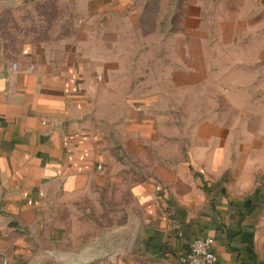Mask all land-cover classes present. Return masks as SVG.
<instances>
[{"label": "crops", "instance_id": "crops-1", "mask_svg": "<svg viewBox=\"0 0 264 264\" xmlns=\"http://www.w3.org/2000/svg\"><path fill=\"white\" fill-rule=\"evenodd\" d=\"M13 1L0 0V264H91L77 259L91 239L79 211L112 191L129 195L141 232L129 254L92 264H185L204 236L216 264H264V106L210 69L220 56L229 73L230 52L201 37L134 43L122 28L182 0H83L70 36L10 50ZM192 3L198 20L208 3L230 8ZM187 93H226L233 116L213 107L184 128L170 99Z\"/></svg>", "mask_w": 264, "mask_h": 264}, {"label": "rangeland", "instance_id": "rangeland-1", "mask_svg": "<svg viewBox=\"0 0 264 264\" xmlns=\"http://www.w3.org/2000/svg\"><path fill=\"white\" fill-rule=\"evenodd\" d=\"M192 1L171 2L163 11L157 3H152L144 17L123 25V29L131 30L127 40L134 43L146 40L177 43L183 36L191 41L201 37L211 44L212 49H218L215 50L216 55L218 51L221 55L230 52L229 73L226 65H220L222 60L218 61L217 58L220 56L215 57L218 65L215 63L210 69L215 73L223 68L222 76H230V89L249 94L246 100L248 106H264V0H230V8L223 7L220 11L208 3L204 9L206 13L199 20L194 16ZM84 8L83 0L13 1L4 8L1 19V25L7 29L4 37L10 50H16L23 41L41 43L61 40L70 36L80 23ZM195 27H200V30L195 32ZM180 28L184 31L192 29L191 34L180 33ZM170 105L175 107L172 120L184 128L210 116L213 107L217 108L219 114L224 112L225 116H233L226 93H187L185 98H171ZM177 105L185 107L180 106L179 109ZM83 208L79 215L84 225L78 227L85 234L89 230L91 243L98 239L99 233H107V246L110 248L114 241L110 236L122 232L126 241V237H131L139 225L133 250L141 232L142 219L140 211L125 191L94 195L83 203Z\"/></svg>", "mask_w": 264, "mask_h": 264}, {"label": "water", "instance_id": "water-1", "mask_svg": "<svg viewBox=\"0 0 264 264\" xmlns=\"http://www.w3.org/2000/svg\"><path fill=\"white\" fill-rule=\"evenodd\" d=\"M137 228L134 230V234L131 237H126V241L123 238L122 232L116 233L115 236H110L109 238H114V241L112 242L110 248H108L107 246V238L109 235L107 233H99L97 240H95L93 243H88L84 247L83 252L77 258L78 262L82 263V255L85 260H87L88 258L89 262L92 264L95 261L101 259L129 253L136 239ZM86 254L88 255V257H86Z\"/></svg>", "mask_w": 264, "mask_h": 264}, {"label": "built area", "instance_id": "built-area-1", "mask_svg": "<svg viewBox=\"0 0 264 264\" xmlns=\"http://www.w3.org/2000/svg\"><path fill=\"white\" fill-rule=\"evenodd\" d=\"M18 65L14 64L9 70L15 71ZM214 238L212 236H204L195 239L190 248V252L186 259L185 264H216L218 261L217 256L212 252V245Z\"/></svg>", "mask_w": 264, "mask_h": 264}]
</instances>
